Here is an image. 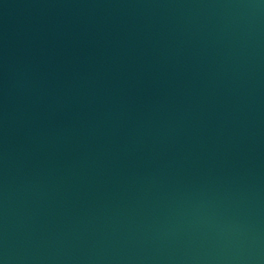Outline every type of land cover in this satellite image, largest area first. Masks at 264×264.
I'll return each mask as SVG.
<instances>
[{"label": "water", "instance_id": "water-1", "mask_svg": "<svg viewBox=\"0 0 264 264\" xmlns=\"http://www.w3.org/2000/svg\"><path fill=\"white\" fill-rule=\"evenodd\" d=\"M0 264H264V0H0Z\"/></svg>", "mask_w": 264, "mask_h": 264}]
</instances>
